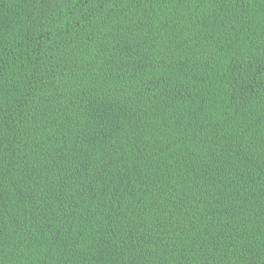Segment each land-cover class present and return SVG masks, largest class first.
Returning <instances> with one entry per match:
<instances>
[{
    "label": "trees",
    "instance_id": "obj_1",
    "mask_svg": "<svg viewBox=\"0 0 264 264\" xmlns=\"http://www.w3.org/2000/svg\"><path fill=\"white\" fill-rule=\"evenodd\" d=\"M0 264H264V0H0Z\"/></svg>",
    "mask_w": 264,
    "mask_h": 264
}]
</instances>
